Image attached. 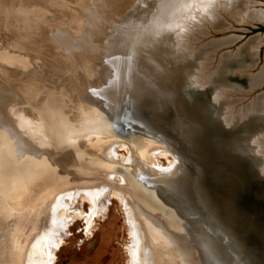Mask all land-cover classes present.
<instances>
[{
	"label": "water",
	"instance_id": "obj_1",
	"mask_svg": "<svg viewBox=\"0 0 264 264\" xmlns=\"http://www.w3.org/2000/svg\"><path fill=\"white\" fill-rule=\"evenodd\" d=\"M175 2L169 0L151 29L142 32L134 44L128 45L129 50L119 55L122 61L116 69L120 79L111 77L106 61L95 68L93 73L99 79L94 81L99 83L100 91L105 90L103 95L110 104L106 105V99L105 105L99 103L98 98L89 99L88 104L101 109L107 117L105 125L114 134L124 135L127 129L136 128L175 153L181 174L171 187L143 183V178L134 177L144 185L133 184L130 188L136 211L161 227L175 253L185 260L186 254L192 253L195 264H264V163L258 143L264 133V110L259 103L264 93L260 92L264 64L257 67L256 74L242 78H238L240 73H232L235 68L249 72L257 64L258 50L247 47L250 38L229 58L226 50L221 51L217 67L203 80L210 84L209 92H203L200 86L188 90L189 83L199 81L201 54L188 52L183 32L175 33L178 28H160ZM241 13L237 24L264 25V21ZM198 16L196 21H211L205 13ZM214 24L223 33L229 28L223 20ZM236 39H220L215 46H226ZM211 46L203 44L202 54ZM262 57L264 60V51ZM105 76L114 84L106 82ZM246 87L256 88L255 105L241 117L227 118V105L218 102V93ZM99 89L90 90V96L96 97ZM0 95L1 126L8 113L3 105L5 93ZM11 126L16 129L14 121ZM7 133L15 145V135ZM38 148L35 157L45 155L49 163L57 164L59 174H66L62 164L48 156L50 151ZM24 151L29 150L17 147L14 154L18 158Z\"/></svg>",
	"mask_w": 264,
	"mask_h": 264
},
{
	"label": "rangeland",
	"instance_id": "obj_2",
	"mask_svg": "<svg viewBox=\"0 0 264 264\" xmlns=\"http://www.w3.org/2000/svg\"><path fill=\"white\" fill-rule=\"evenodd\" d=\"M96 1L98 0H0V80L3 78L2 73H5L15 80H36L46 84H49L55 78L56 84H60L67 77L69 78L71 71L65 72V69L60 66L62 60L59 52L55 54L51 52L50 54H54L50 57L51 60H43L42 57L47 58L48 55L47 50L42 51V49L51 48L48 47L51 43L36 45L32 41L30 42L29 38L38 32L46 37L51 36L55 32V30L49 31L51 28H56V31L66 30L68 36L70 34L73 36L85 29L83 26L84 21L94 19L106 27H103L102 30H105L104 36L111 35V37L108 36V40L104 39L102 44L99 43L100 50H108L116 54V49L121 50L122 44L123 50L128 51L130 45L126 48L123 45L126 43V37L129 35L127 43L134 44L141 30L138 24H143L146 28L150 27L157 20L160 11L169 0H107L109 3H105L106 0H101L98 5ZM174 1L176 2L174 9L171 10L172 13L168 14V19L163 22V25H160V28H167L166 26H173V29L178 28L175 33L177 34V31L183 32L184 43L187 44L188 52L192 55L201 54L199 81L195 80L193 83H189L187 85L188 90H192V86H200L203 92H209L211 89L210 84L207 81L204 83L203 80H206L208 75H211L214 68L217 67L220 59L218 55L221 51L226 50L227 58H229L239 49L241 44L250 38L251 41L247 47H249V50H258L257 64L250 67L249 72H244L246 71L244 68L243 70L235 68L232 73L234 75L240 73L238 75L240 77H237L242 78V75L245 77L250 73L251 75L256 74L257 67L264 64L262 57L264 51V25L252 23L249 26L242 22L237 24L240 21L241 12L248 15L252 11L264 13V0H237L240 5L238 3L239 6L236 4L232 7L231 4L222 2L223 0H205L203 6L199 5L200 7L197 8L191 3V0ZM210 2L211 11L216 14L217 18H211V21L207 18H200L196 21L199 17L198 13H207ZM65 17L67 20L84 21L77 24L79 27L71 28L62 20ZM194 20L196 22H192ZM217 20H223L226 27H229L225 33L220 32L215 27L214 23ZM19 34L24 36L21 37ZM178 34L180 35V33ZM112 35L118 36L113 38ZM231 36L238 37V39L226 46L223 44L215 46L220 39L230 38ZM109 41L113 42L114 48L113 46L112 49L108 48L106 42ZM203 44H212L211 48L206 49L204 54L200 49ZM42 53L45 55H40ZM51 63L58 70V74L56 70H52L50 74L46 72V65ZM240 70L243 72H239ZM260 73L264 75V68ZM236 80L242 83V80ZM254 88L246 87L241 88V91L230 90L228 93H218V102L222 101L223 104L227 105V118L241 117L247 113L248 108L255 105L258 97L255 96L257 92L254 93L256 89ZM260 92H264V85H261ZM259 100L261 108L264 110V93L260 95ZM4 102L5 105L7 102L8 105L10 104L14 108H8L4 105L8 116L5 117V122H2L3 124L0 126L1 133H5L11 128L13 118L17 116L15 106L18 102L9 99ZM76 111V109L73 110V112ZM9 117L12 119H9ZM4 138L3 144L8 148H12L10 158L14 159L17 157L14 154L17 141L14 145V139H10L7 135ZM121 143H117L115 146L116 159L110 157L112 154L106 149L109 143L103 145L96 155L101 160L123 166L132 163V160L139 159L137 162H142L148 166V160L153 159L150 158L147 151L142 160L139 155L135 156L131 153L130 146L126 142L121 141ZM258 143L264 163V133ZM0 154L1 157L7 156L2 149L1 142ZM128 157L129 159H127ZM173 158H175L173 154L171 156L158 155L153 160L157 165L167 166ZM8 164L9 167L15 165L11 161ZM262 174L264 176V170ZM63 175L65 176V173H60V175L58 173V176ZM172 176L173 174L170 172L167 176L161 177ZM115 179L116 181L119 180L116 182ZM113 182L121 184L123 176L117 171L103 170L101 179L84 183L75 181L62 185L60 180L57 178L52 180L47 173H43V175L36 178L28 177L20 187H16L11 183H0V264L43 263L45 259L44 251L41 252L37 249L35 238L46 226L57 227L53 236H55L54 238L59 237V244L53 247L50 252L51 264H129V248L133 236L129 234L130 227L121 201L109 192L110 194L100 196L93 204L88 201L86 195L80 190L99 184H108L112 187ZM65 189H71L69 198H64L61 204L55 203L51 209L49 204L53 197ZM172 259L177 260L175 253Z\"/></svg>",
	"mask_w": 264,
	"mask_h": 264
},
{
	"label": "bare ground",
	"instance_id": "obj_3",
	"mask_svg": "<svg viewBox=\"0 0 264 264\" xmlns=\"http://www.w3.org/2000/svg\"><path fill=\"white\" fill-rule=\"evenodd\" d=\"M100 1L101 0L96 1L97 5ZM222 2L231 4V7L238 3L237 0H223ZM105 3L109 2L106 0ZM191 3L197 8L201 5L203 6L205 0H194L191 1ZM208 6L209 9L206 15L210 18H217L216 14L211 11V2ZM197 10L200 11L199 9ZM263 14L264 13L261 11H252L250 17L264 21ZM168 17L169 15H167L165 20H167ZM62 20L71 28L79 27L77 24L84 21L67 20L66 17ZM83 23L85 29L75 33L73 36H71V34L68 36L66 30L56 31V28H51L49 31L55 30L51 36L46 37L38 32L28 39L36 45H42V43L45 44L48 42L51 43L52 46H48L51 48L42 49V51L47 50L48 55L47 58L42 57L43 60H51L50 57L56 52H59V56H61L62 60L60 66L65 69V72L71 71V73H73L72 75L70 73L71 76L69 75V78L67 77V79L60 82V84H56L55 78H53L49 84H46L36 80H15L10 78L8 74L2 73L3 78L0 80V94L5 93L3 102L9 99L18 103L23 102V104L21 107L18 103L17 106H15L17 116L13 118V121L16 125V129L11 126L5 133L0 132L2 149L7 155L6 157H1L2 155L0 154V183H11L14 186L16 185V187H20L23 182L25 183L28 177L36 178L37 176L43 175V173H47L49 178L52 180L57 178L61 181L62 185H65L66 183L75 181L84 183L87 181L99 180L101 179V172L103 170L117 171L123 176V182L121 184L113 182L112 185L115 187H111L108 184H99L80 190L86 195L88 201L93 204L100 196L103 197L109 192L113 193L112 195H115V197H118L121 201L127 215V223L130 227L129 234L133 236L132 244L129 248V264H195L196 259L192 253L186 254V260L182 255L180 256L175 253L174 247L168 242L161 227L155 226L149 219L145 218L144 215L138 213L131 201L132 191L130 188L133 184L138 187H143V183H150L157 186L160 184L162 187H171L174 182H176V178L179 174H181V170L175 153L164 143L143 136L136 128L127 129L125 131L126 133L123 132L124 135L121 136L118 133L114 134V130L109 129L107 125H105V119H107V117L102 113L101 109H95L89 106V99L91 101L99 100V103L105 102L104 99H106L103 95V91L105 90L102 91L101 89L100 91L99 88L101 87H99V83L96 84L94 81L95 79L98 81L99 77L96 76L98 74L96 73L95 75L93 71H96L95 68L98 69L99 63L101 64L103 61H106L104 64L110 69L111 77L115 80L118 75L116 68L122 61L119 59V55H122L124 50L122 44L121 50L116 49V54L108 50V52L106 50H100V44L103 43L102 40H108V36L111 37V35H103L105 30H102L106 27L94 19L84 21ZM138 25L142 30H140L139 36L142 32H148V30L151 29L149 26L146 28L143 24L140 25V23ZM83 26L81 27L84 28ZM19 35H21V37L24 36L23 34ZM116 36L118 35H112L113 38ZM128 38L129 35L126 37V41L123 40L127 43ZM121 42L123 41L121 40ZM106 43L109 49L114 45L113 42L110 41ZM126 43L123 44L125 45L124 48L131 45L130 43ZM114 47L115 46H113V48ZM51 52H54V54H50ZM40 55L44 56L45 54L42 53ZM45 68H47L46 72L49 74L52 70H56L53 63L46 65ZM56 71L58 74V70ZM260 74L263 76L262 73ZM81 75H84L85 78ZM129 75L130 74H128L127 77ZM92 78H94V84L91 82ZM103 79L110 83V85L111 83L114 84L106 76ZM96 89H99V93L94 92L96 93V97L90 96V90ZM6 92L9 94L6 95ZM96 98H98V100ZM106 103V105L109 106V99H106ZM103 104L105 105V103ZM3 105H5V102ZM5 106L14 108V106L8 105L7 102ZM74 109L77 111L73 112ZM8 131L11 132L13 136L15 135L17 139L16 148L18 147L29 151H24L23 155L18 158H10V154L13 150L3 144L5 139L4 136L7 135L9 137ZM121 141L126 142L128 146H130L131 153L135 156L139 155L142 160L147 151L150 158L152 157L153 159L158 155L171 156L172 154L175 158H173L167 166L157 165L153 159H150L148 160L149 168L142 162H137L140 159L132 160V163L123 166L110 163L107 160H101L96 155L103 145L109 143L106 149L108 152H111L112 155L109 154L110 157L116 159L117 154L115 146L117 143H121ZM38 146L43 147L44 150L50 151L48 156L51 158L53 157L54 160H56L55 162H60L62 164L63 168L67 171L65 176H58L57 164L49 163L45 155L35 157L34 154L39 150ZM256 151L258 152L257 149ZM127 159H129V157ZM9 160L15 164V167H9L12 169L10 171L11 173L7 167ZM170 172L173 174L172 177H161L167 176ZM10 174L12 175L9 176ZM134 177L143 178V183L137 180L134 181ZM118 180L119 179H117V181ZM72 188L76 189L75 187ZM71 189H65L57 193L49 204L50 208L52 209L55 203L61 204L64 198H69ZM55 229H57V227L46 226L36 235L35 244L37 249L41 252L44 251L45 255V259L41 264H51L50 252L53 247L59 244V237L56 236V238H54L55 236H53L56 233ZM174 253L177 255L176 261L172 259Z\"/></svg>",
	"mask_w": 264,
	"mask_h": 264
}]
</instances>
